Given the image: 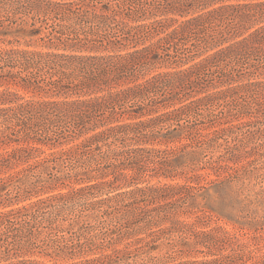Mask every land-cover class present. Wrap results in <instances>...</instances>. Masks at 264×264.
<instances>
[{
  "label": "rangeland",
  "instance_id": "374dc122",
  "mask_svg": "<svg viewBox=\"0 0 264 264\" xmlns=\"http://www.w3.org/2000/svg\"><path fill=\"white\" fill-rule=\"evenodd\" d=\"M48 1L68 4L80 0ZM84 4L90 11L99 12L101 8L100 4L96 8L91 6L90 0H84ZM217 5L219 3L214 6ZM39 6L41 12L47 8L44 2ZM47 12L35 19L29 13H15L12 23L10 17L6 20V16L0 15V50L81 55L114 53L70 48L72 42L59 41L65 36L51 33L57 24L66 23ZM159 19L161 17L156 16L131 24H148ZM262 23L251 28L248 25L238 39ZM67 25H73V21H68ZM174 27L148 34L137 43L121 47L119 53L155 44ZM192 44L190 41L176 49L166 47L154 52L151 62L142 65L138 72V82L187 69L209 53H203ZM254 61L257 66L262 63L260 58L249 60L235 72L234 81L211 86L208 81L203 88L195 86L179 95L158 99L150 115L139 106L129 107L120 122L154 117L153 131L144 130L136 134L135 139L139 140L124 142L125 149H154V158L144 163H120L119 171L132 179L124 178L119 171L115 173L108 164L102 163L92 164L91 168L100 169L104 176L92 172L91 176L96 178L86 181L81 165H89L85 159L97 158L105 151L99 146L88 156L82 155L80 150L58 158L60 152L74 149L92 134L74 135L65 121L54 120L52 126L46 128L37 126L27 131L9 132V137L0 141V157L19 149L26 151L10 158L0 168V213L17 211L40 198L70 193L81 186L93 187L75 196L46 201L41 205L40 214L23 230L6 232L0 226V264H264V110L258 108L252 116L238 113V104L242 103L239 94L228 99L232 101L229 106H224L226 101H219V106L202 110L205 116L196 121L203 134L233 128L200 149L179 136L176 121L164 118L166 116L155 120L163 113L220 89L247 82L264 83V69L255 70ZM3 65L0 64V73L12 70ZM8 77L7 74L5 80H0V91L13 92L19 98L9 97L15 100L9 106L25 100L59 102L93 96L42 93L12 81L7 83ZM159 94L154 89V97H161ZM255 108L252 110L257 111ZM101 115L105 118L108 113ZM52 155L56 157L53 161L43 162ZM144 156L149 158L147 154ZM76 172L80 173L77 178ZM142 187H154V192H129ZM85 260L87 263H83Z\"/></svg>",
  "mask_w": 264,
  "mask_h": 264
},
{
  "label": "trees",
  "instance_id": "16d2710c",
  "mask_svg": "<svg viewBox=\"0 0 264 264\" xmlns=\"http://www.w3.org/2000/svg\"><path fill=\"white\" fill-rule=\"evenodd\" d=\"M228 1L235 2L229 4L226 3ZM239 1L241 0H90L94 8L98 4L101 5L99 12H95V9H87L84 0L68 4L48 0H0V15H3V18L6 16V20L10 17V22L15 13H29L31 18L35 19L41 13L46 14L49 11L55 15L56 20L66 23L57 24L56 29L51 31L62 38L65 36L64 39H59L62 43L72 42L70 48H85L89 52H114L81 55L0 50V64L3 63L12 69L6 73L1 72L0 80H5L8 74L7 83L12 81L16 85L42 93L93 95L89 99L73 101L25 100L9 106L19 100L17 94L7 90L0 91V127H3L0 129V141L9 137V132L27 131L37 126L46 128L52 126L54 120L67 122L74 135L92 132L81 144L74 149L60 152L58 157L70 156L80 150L82 155L88 156L94 147L105 148L97 158L85 159L89 165H81V168L85 169L86 181L96 178L91 176L92 172L104 176L100 169H92V164L98 166L106 163L107 167L116 173L120 170V163H144L150 157L154 158V149L124 148L127 139L137 141L139 139H135L138 137L136 134L154 129V117L136 122H120L128 113L129 107L139 106L141 111L152 113L154 106L159 103L158 99L167 95L170 98L195 86L203 88L204 83L208 81L211 82L210 86L234 81L235 72L255 58H260L262 63L257 66L254 61L252 67H255V70L258 67L264 69V0L245 3ZM40 2L47 5L43 12L39 9ZM218 3L219 5L214 6ZM156 16L161 19L148 24H131ZM68 21H73V25H67ZM257 23L262 24L238 39L248 25L251 28ZM75 25L79 28L74 27ZM172 25L175 27L165 32L155 44L151 43L124 54L119 53L121 47L131 45L134 41L137 43L138 39L154 34L155 31L163 32ZM190 41L203 53L209 52L205 58L182 71L159 74L138 82V72L142 65L151 62L154 52L166 47L176 49L181 43ZM172 62L176 63L175 60ZM14 69H17L16 72ZM154 89L161 97H154ZM236 94L242 99V103L238 104V113L252 116V113L259 111L258 108L264 110V83L247 82L191 100L177 109L161 114L155 120L166 116L164 118L176 121L179 136L188 139L190 146L200 149L214 139L224 136L225 130L233 128L230 126L222 131L203 134L198 126L199 122L196 121L198 117L205 116L202 110H210L213 105L219 106V101H226L224 106H229L232 101L229 102L228 99L232 100ZM9 97H15V100ZM6 104L8 106H5ZM254 108L257 111H253ZM106 112L108 116L103 118L101 114ZM25 151L19 149L0 157V168L6 165L10 158ZM155 152L158 154L160 151ZM144 154L149 158H145ZM55 158V155H52L43 162L48 163ZM120 173L126 179L133 178ZM79 174L76 172L74 176L77 178ZM92 187L93 185L81 186L72 189L70 193L40 198L17 211L0 213V226L4 227L6 232L23 230L40 214L41 205L46 201L75 196ZM134 190L129 192H154V187ZM86 261L88 260L83 263H87Z\"/></svg>",
  "mask_w": 264,
  "mask_h": 264
}]
</instances>
